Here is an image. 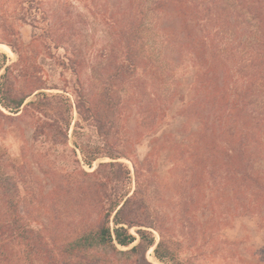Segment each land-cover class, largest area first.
<instances>
[{
	"label": "trees",
	"instance_id": "16d2710c",
	"mask_svg": "<svg viewBox=\"0 0 264 264\" xmlns=\"http://www.w3.org/2000/svg\"><path fill=\"white\" fill-rule=\"evenodd\" d=\"M116 3L112 22L114 26L125 24L114 32L120 59L114 65H105L103 90L95 100L85 93L80 79L73 101L64 94H46L44 91L55 87L46 85L38 72H32L29 54L24 58L13 45H8L17 57L8 66L6 56L0 54V70L4 69L0 76V119L16 122L20 116L29 118L33 138L41 135L53 147L59 144L68 149L70 162L76 166L71 169L69 161L64 160L66 164L56 167L55 161L65 157L55 155L54 162L48 165L51 174L48 183L38 179L33 184L28 182L30 189H24L22 201L26 203L32 192H38L39 206L47 214L50 209L68 206V202L72 207L77 205L81 212L80 225L61 240L41 235L40 231L34 239L29 238L32 230L28 225L21 226L23 218L17 209L22 192L16 176L25 166H14L18 158L9 156L6 160L9 163L4 165L0 161V264H61L66 255L78 262L85 256L99 255L102 263L110 264L114 255L136 253L137 246L128 251L119 249L136 241L130 232L133 227L139 228L135 232L141 242L152 245L151 234L141 230L154 224L148 212V195L139 185L129 195L127 187L123 191L119 183L123 176L129 180V171L116 162L126 155L113 146L104 155L111 162L99 164L91 173L82 168L83 165L92 168L102 156L100 148H90L83 141V130L86 125H93L99 136L106 139L117 129L115 120L126 115L130 98L135 96L134 92L130 97L123 96L119 87L129 83L143 63L148 72L165 74L163 82L168 87L163 91L164 115L179 106V115L189 126V133L194 134L191 131L196 127L200 136L183 142L175 136L179 134L167 133L153 146L157 152L165 153L172 167L178 163L173 155L184 148V157L192 150L194 156L186 158L189 161L184 172L192 171L194 159L199 158L201 173L209 172L211 177L220 173L218 181L230 189L235 210H240L241 192L250 191L248 195L257 199L259 211L264 213V0H116ZM240 14L248 21L239 23ZM56 23L47 27L51 32L49 44L55 43L57 48L60 41L57 42ZM139 42L149 44L148 55H141ZM31 54L32 51L29 57ZM59 64L76 70L73 61ZM31 96L34 98L27 102ZM74 112L76 119L71 127ZM18 113L19 116H13ZM14 128L11 124V129ZM70 129L75 149L68 147ZM212 145L220 147V155ZM25 158L28 161L31 157ZM32 158L33 162L28 164L30 174L39 169L45 172L42 155L35 152ZM192 183L199 189L203 187L201 180ZM200 202L193 193L185 203H178L179 211L187 216ZM87 217L93 219L92 223H88ZM161 244L154 254L157 260L164 261L165 254L171 253L162 251Z\"/></svg>",
	"mask_w": 264,
	"mask_h": 264
},
{
	"label": "rangeland",
	"instance_id": "374dc122",
	"mask_svg": "<svg viewBox=\"0 0 264 264\" xmlns=\"http://www.w3.org/2000/svg\"><path fill=\"white\" fill-rule=\"evenodd\" d=\"M116 5V0H0V54L6 56L5 66L12 65L17 60L8 45H13L17 51L24 54V58L32 51L31 57H27L32 61V72H38L46 85L55 87L44 91L46 94H64L73 101L75 87H79L77 80L80 79L85 93L95 100L103 90L105 65H114L116 59H120L114 44V32L125 24L114 26L112 22ZM237 20L239 23L248 21L242 14L238 15ZM55 21L56 25H59L56 27L57 42L60 41V44L56 43L59 44L57 48L55 43L49 44L51 32L47 27ZM1 46L7 47L10 52ZM148 47L149 44L146 46L143 42L138 43V50L143 57L148 55ZM69 61H73L75 71L69 69V66L59 64H67ZM181 65H185V60ZM139 68L140 71L128 81L129 83L119 87L123 96L130 97L133 92L135 96L130 98L132 101L128 104L126 115L115 120L117 129L105 139L99 136L95 126L86 125L83 130L85 134L82 136L83 141L90 144V148H100L102 153L92 168L82 166L86 172L91 173L99 164L111 162L110 158L104 156L105 153L113 146L115 150L119 148L126 156L120 157L116 162L129 171V180H124L123 176L119 182L123 185V191L127 187L131 195L139 185L150 199L148 212L154 224L142 227L141 230L150 233L154 242L151 246H146L135 232L139 228L133 227L130 232L136 236V241L129 247L119 249L128 251L137 246L136 253L117 254L110 260L115 264H264V213H260L257 199L248 195L250 191L244 192L245 194L241 192L238 197L241 200L240 210H235V205L230 199V189L218 181L221 179L220 173L212 177L209 172L201 173L199 158L194 159L195 168L193 167L192 171L184 172L188 167L186 162L189 161L186 158L194 156L192 150L184 157V148L173 155L178 163L171 167L170 158H167L165 153H158L153 147L167 133L179 134L175 136L183 142L200 136L196 127L191 131L194 134L189 133V126H185V121L179 115V106L173 107L164 115L163 91L167 89V85L164 86L166 81L163 82L165 74H161L162 78L160 74L154 73L155 70L148 72L144 63ZM3 73L4 69H1L0 76ZM33 98L31 96L27 102ZM250 108L256 109L253 106ZM206 113L207 111L203 114ZM5 114L9 115L7 112ZM19 115L20 113L13 116ZM20 117L16 122L0 119V161L4 165L9 163L6 162L9 156L18 158L14 166H25L22 172L18 169L21 173L16 176L19 178L17 185L22 192L17 206L20 217L23 218L21 226L28 225L32 230L29 238L34 239L33 236H37L36 232L40 231L41 235L61 240L60 238L72 233L73 229L80 225L78 215L81 212L76 208L77 205L72 207V203L68 202V206L50 209L47 214L45 209L39 206L38 192L29 195L26 205L27 202L22 201L23 191L28 187L30 189L28 182L33 184L37 179L48 183L51 175L48 165L54 162V156L57 154L64 155L65 158L57 159L56 167L66 164L64 160L69 161L71 169L76 166H72L70 162L72 159L68 149L59 144L53 147L51 142L41 135L34 139L30 119ZM75 119L74 112L71 127ZM11 124L15 125L16 129H11ZM68 139L69 149H75L71 129ZM213 145L212 148L220 155V147H217V150ZM35 152L42 155L46 169L45 172L39 169L31 175L28 164L33 162L32 155ZM76 154L80 159L77 150ZM25 157L31 158L27 161ZM217 159L215 158L214 164ZM194 180L203 182L202 189L194 186ZM193 193L201 202L192 207L194 211L182 216L179 211L181 205L178 203H185ZM92 220L87 217L88 223H92ZM159 232L162 233V238ZM159 242L162 243V251L171 253L165 254L164 261L157 260L154 254ZM62 259L61 264H105L99 255L85 256L81 262L71 259L68 255Z\"/></svg>",
	"mask_w": 264,
	"mask_h": 264
},
{
	"label": "bare ground",
	"instance_id": "6f19581e",
	"mask_svg": "<svg viewBox=\"0 0 264 264\" xmlns=\"http://www.w3.org/2000/svg\"><path fill=\"white\" fill-rule=\"evenodd\" d=\"M3 49H5L6 51L10 52L9 49L5 46H1Z\"/></svg>",
	"mask_w": 264,
	"mask_h": 264
}]
</instances>
